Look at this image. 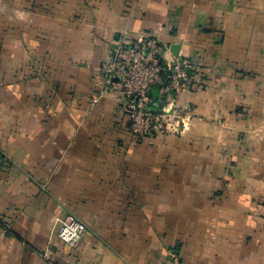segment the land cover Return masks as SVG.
I'll return each instance as SVG.
<instances>
[{
  "label": "crops",
  "instance_id": "1",
  "mask_svg": "<svg viewBox=\"0 0 264 264\" xmlns=\"http://www.w3.org/2000/svg\"><path fill=\"white\" fill-rule=\"evenodd\" d=\"M139 32L197 68L181 134L100 92ZM0 264H264V0H0Z\"/></svg>",
  "mask_w": 264,
  "mask_h": 264
},
{
  "label": "built area",
  "instance_id": "2",
  "mask_svg": "<svg viewBox=\"0 0 264 264\" xmlns=\"http://www.w3.org/2000/svg\"><path fill=\"white\" fill-rule=\"evenodd\" d=\"M104 81L100 92L119 90L129 130L138 138L158 134H181L197 118L192 106L180 105L179 94L198 85L197 68L183 55L165 58L160 40L151 32L122 37L101 63ZM157 86L156 96L150 92ZM84 223L68 214L58 219V238L76 246Z\"/></svg>",
  "mask_w": 264,
  "mask_h": 264
}]
</instances>
